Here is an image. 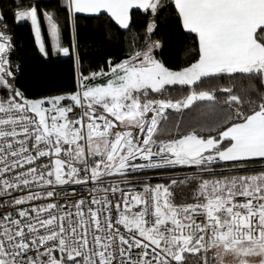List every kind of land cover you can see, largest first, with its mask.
I'll list each match as a JSON object with an SVG mask.
<instances>
[{"label": "snow or ice", "instance_id": "snow-or-ice-1", "mask_svg": "<svg viewBox=\"0 0 264 264\" xmlns=\"http://www.w3.org/2000/svg\"><path fill=\"white\" fill-rule=\"evenodd\" d=\"M0 264H264V0H0Z\"/></svg>", "mask_w": 264, "mask_h": 264}, {"label": "trees", "instance_id": "trees-1", "mask_svg": "<svg viewBox=\"0 0 264 264\" xmlns=\"http://www.w3.org/2000/svg\"><path fill=\"white\" fill-rule=\"evenodd\" d=\"M58 0H42V3L44 5H50L55 6L57 4ZM17 41L19 45H22L24 48V51H27L30 53L31 46H32V38L30 35V32L27 28L24 29H18L16 33ZM172 52L174 54V60L173 63L175 64H182L184 63L186 59V46L177 42L173 48ZM115 54V53H114ZM23 55V53H21ZM92 59L91 62L93 64L100 63L103 61L104 56L101 55L99 52H94L91 54ZM27 59V58H26ZM65 72L58 78L57 84L61 87H72V77L71 74L67 72V65H64ZM41 70L31 62V60H28V67L26 68L25 72V79L28 82H32L37 84V86H40V80H41Z\"/></svg>", "mask_w": 264, "mask_h": 264}]
</instances>
